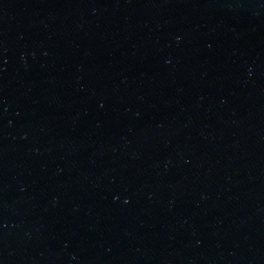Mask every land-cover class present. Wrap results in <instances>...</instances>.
Instances as JSON below:
<instances>
[{
  "label": "water",
  "instance_id": "obj_1",
  "mask_svg": "<svg viewBox=\"0 0 264 264\" xmlns=\"http://www.w3.org/2000/svg\"><path fill=\"white\" fill-rule=\"evenodd\" d=\"M0 264H264V0H0Z\"/></svg>",
  "mask_w": 264,
  "mask_h": 264
}]
</instances>
